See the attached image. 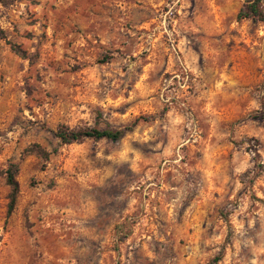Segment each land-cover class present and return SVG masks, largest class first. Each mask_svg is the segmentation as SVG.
I'll list each match as a JSON object with an SVG mask.
<instances>
[{
  "label": "rangeland",
  "instance_id": "1",
  "mask_svg": "<svg viewBox=\"0 0 264 264\" xmlns=\"http://www.w3.org/2000/svg\"><path fill=\"white\" fill-rule=\"evenodd\" d=\"M246 3L0 0V264H264ZM63 126L124 135L64 144Z\"/></svg>",
  "mask_w": 264,
  "mask_h": 264
},
{
  "label": "trees",
  "instance_id": "2",
  "mask_svg": "<svg viewBox=\"0 0 264 264\" xmlns=\"http://www.w3.org/2000/svg\"><path fill=\"white\" fill-rule=\"evenodd\" d=\"M239 21L245 19H251L255 21H264V0H247L246 5L238 14ZM6 39L5 32L0 29V40ZM16 53L23 58H28L26 51L22 50L18 46H13ZM124 135L123 130H111V129H97V128H83V129H71L70 127H61L56 136L64 144H72L74 142L80 141L83 138H93L96 140L108 139L111 141H118ZM19 172L18 164H12L7 171V184L10 187L9 194V214H11L16 206L18 196H19V183L17 180V174Z\"/></svg>",
  "mask_w": 264,
  "mask_h": 264
}]
</instances>
